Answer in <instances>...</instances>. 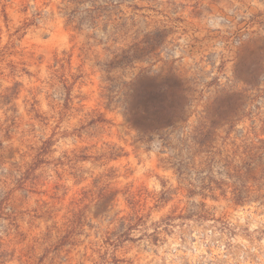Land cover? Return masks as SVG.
Wrapping results in <instances>:
<instances>
[{"label": "rangeland", "instance_id": "rangeland-1", "mask_svg": "<svg viewBox=\"0 0 264 264\" xmlns=\"http://www.w3.org/2000/svg\"><path fill=\"white\" fill-rule=\"evenodd\" d=\"M0 264H264V0H0Z\"/></svg>", "mask_w": 264, "mask_h": 264}, {"label": "trees", "instance_id": "trees-1", "mask_svg": "<svg viewBox=\"0 0 264 264\" xmlns=\"http://www.w3.org/2000/svg\"><path fill=\"white\" fill-rule=\"evenodd\" d=\"M150 90L143 109L137 113L142 119H146V122L135 126L138 133L144 135L177 129L178 123L185 122L187 90L183 80L172 75L163 79L154 78L151 80ZM131 99L133 102L138 100L135 94L131 95ZM192 140L194 144L203 147L207 144L209 136L196 132ZM237 199L240 200L239 197Z\"/></svg>", "mask_w": 264, "mask_h": 264}]
</instances>
